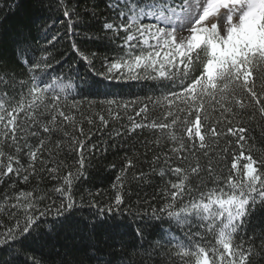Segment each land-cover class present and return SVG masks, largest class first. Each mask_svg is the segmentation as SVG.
Returning <instances> with one entry per match:
<instances>
[{
  "label": "snow or ice",
  "instance_id": "6c2138e0",
  "mask_svg": "<svg viewBox=\"0 0 264 264\" xmlns=\"http://www.w3.org/2000/svg\"><path fill=\"white\" fill-rule=\"evenodd\" d=\"M104 2L113 15L102 22L99 39L117 55L105 57L101 70L95 69L96 53L86 54L73 42L74 58L84 71L63 61L68 72L53 75V53L34 47L23 33L11 38L22 70L10 68L0 56V184L37 180L32 191L3 197L0 212H8L12 226L0 220V264H38L34 256L22 257L44 247L50 235L44 225L51 224L55 232L77 212L73 188L84 174L86 152L96 149L95 144L89 148L91 136L83 125L107 128L110 121L121 129L116 137L138 130L159 133L144 146L153 152L152 172L158 167L162 180L172 179L159 190L163 203L149 205L151 214L141 215L126 206V173L135 165L125 157L112 184L114 196L83 225L89 235L112 222L123 228L90 245V264H264V155L254 154L250 135L258 128L264 141V0ZM57 3L70 29L87 24L66 0ZM57 36L48 39L45 31L46 44L54 46ZM130 81H151L159 95L131 101L77 99L98 94L101 86ZM55 136L60 139L54 141V153L48 145ZM61 152L75 166L58 159ZM61 169L69 170L61 175ZM45 178L57 181L51 191L59 203L47 193L34 195ZM133 179L147 182L143 172ZM53 208L56 218L49 221L45 217ZM125 212L137 227L118 219ZM165 216L189 231L178 238L171 228H157L154 222L163 223ZM150 224L158 239L148 238Z\"/></svg>",
  "mask_w": 264,
  "mask_h": 264
},
{
  "label": "trees",
  "instance_id": "16d2710c",
  "mask_svg": "<svg viewBox=\"0 0 264 264\" xmlns=\"http://www.w3.org/2000/svg\"><path fill=\"white\" fill-rule=\"evenodd\" d=\"M69 9H75L82 13L87 24H80L73 28L67 25V19L63 16L62 10H58L57 0H0V56L8 63L10 68H15L20 72L21 66L16 63L14 45L11 43V38L20 33L29 36L32 39L33 46H46L53 53V64L55 71L53 75L63 76L68 72L69 61L73 67L80 66L81 71H84L78 57L74 58V53L71 50V45L75 42L82 51L88 53H96L95 69L101 70V61L105 58H112L117 55L116 52L106 47L107 41L99 39L103 35L101 31L102 22L113 15L111 10L105 6L104 0H66ZM95 11L97 15L92 17L91 13ZM75 20V18H73ZM45 31L48 32V39L57 35V40L54 46L46 44L44 38ZM85 33L88 35L86 36ZM91 37V38H89ZM115 47V45H113ZM55 61H61L56 64ZM23 78V77H18ZM91 78V77H90ZM65 83H73L65 80ZM81 87L85 85L80 82ZM159 95V90L153 87V82H136L130 81L126 84H113L104 87L101 86L99 93L85 94L77 99L101 101L105 99H122L131 101L135 99L144 100L148 96ZM100 107H96L94 111H100ZM131 114V113H130ZM155 115H161L160 110L155 111ZM123 123H127L123 121ZM85 133L91 136V144L96 145V149L91 152H86V163L83 176L76 181L73 188V195L77 200L76 214L66 221L63 225L53 232L51 224L44 225V231L50 235L44 237V247L37 249L35 252L29 250L22 258L35 257L38 264H61L62 260L83 261V264H90L87 255L91 252L90 245L102 243L108 240L109 236L115 232L122 230L123 225L117 227L116 222H112L111 226L105 225L96 231L94 235H89L87 230L83 228L85 221L94 219L98 207H106L114 196L112 184L115 177L120 174L121 168L124 166L125 157L133 158L134 167L129 168L126 173L127 182L125 188L126 206L133 207L139 211L141 215L147 212L151 214L152 207H159L163 201L159 199L160 188L163 186L164 180L172 179L165 176L162 180L157 172L151 170V161L153 152L148 151L144 146L146 139L154 140L156 133L153 135L150 131L140 133L139 130L131 135H122L116 137L115 132L121 130L119 124L115 121H110L107 128H103L97 123L96 126L90 127L87 123L83 125ZM255 137L253 152L256 155H264V141L261 140V132L258 128L250 133ZM53 143L48 147L55 153L54 141L60 139L59 136L52 138ZM58 159L63 160L66 164L75 166V160L66 155L64 152L59 154ZM115 165L114 168L110 167ZM51 166V164L49 165ZM69 169H61V175H66ZM71 170H75L73 167ZM146 174L147 182L140 179V173ZM13 180L15 178L13 177ZM195 184V181L193 182ZM37 180L30 178V181H16L13 186L12 180L8 183L0 184V204L4 203L3 197L5 194L15 196L19 192H29L36 187ZM57 181L45 178L39 181V191L34 192V195L47 193L52 200H58V194L51 191L55 187ZM209 187L211 185L209 184ZM99 193V195H97ZM153 197H156L154 200ZM81 198H83L81 202ZM147 200L148 204H143ZM140 202L138 204L137 202ZM12 202H15L14 200ZM50 200H45L44 204H49ZM142 205V207H141ZM43 207V205H41ZM15 212L14 209L8 210ZM125 217L127 218L125 220ZM55 208L52 209V215L45 217L51 221L55 219ZM11 216L8 212H0V220L3 221L5 227H11ZM119 220H124L125 224L130 223L132 228L137 227V223L132 220L126 212L124 216L118 217ZM157 228H163L165 231L171 228L172 234L178 238L182 237L183 232L189 231L188 227L180 228L174 222H169L167 217H164V222H154ZM157 228L150 224L147 229L149 239H158L155 236ZM192 228V231H196ZM4 228H0V232ZM251 235V233H249ZM129 239V237H125ZM161 243H165L161 241ZM162 258V257H161Z\"/></svg>",
  "mask_w": 264,
  "mask_h": 264
}]
</instances>
